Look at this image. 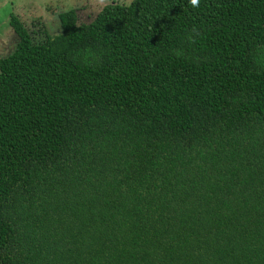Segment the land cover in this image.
I'll list each match as a JSON object with an SVG mask.
<instances>
[{
    "label": "trees",
    "instance_id": "16d2710c",
    "mask_svg": "<svg viewBox=\"0 0 264 264\" xmlns=\"http://www.w3.org/2000/svg\"><path fill=\"white\" fill-rule=\"evenodd\" d=\"M10 17L0 264H264V0Z\"/></svg>",
    "mask_w": 264,
    "mask_h": 264
},
{
    "label": "rangeland",
    "instance_id": "374dc122",
    "mask_svg": "<svg viewBox=\"0 0 264 264\" xmlns=\"http://www.w3.org/2000/svg\"><path fill=\"white\" fill-rule=\"evenodd\" d=\"M112 1L125 4L132 2V0H0V58L13 54L17 45L18 36L9 23L11 16L18 15L28 24L41 18L46 32L53 36L61 32L56 13L73 8L77 11L78 23H88L103 5Z\"/></svg>",
    "mask_w": 264,
    "mask_h": 264
},
{
    "label": "flooded vegetation",
    "instance_id": "af4514ba",
    "mask_svg": "<svg viewBox=\"0 0 264 264\" xmlns=\"http://www.w3.org/2000/svg\"><path fill=\"white\" fill-rule=\"evenodd\" d=\"M73 9V8H72ZM76 11V10H75ZM76 13H77V11H76ZM58 15L59 14H57L56 13V16L58 17ZM16 17H18V15H15ZM19 18V17H18ZM29 18H32V17H29ZM58 19H59V17H58ZM19 20H21V21H23L21 18H19ZM32 20H33V18H32ZM34 21V20H33ZM36 21H38V24H39V22H40V24L42 25V31H41V33H39V34H37V36L34 34V36L36 37V39L38 38H42L43 36H44V32H45V34H48L47 32H46V29H45V26H44V23L42 22V20H41V18L39 19H37ZM23 22H25V24H28V22L27 21H23ZM31 22V21H30ZM16 33V32H15ZM17 34V33H16ZM48 35H50V34H48ZM18 36V35H17ZM50 36H52V35H50ZM54 36V35H53ZM18 42H19V36H18V41H17V43L16 44H18ZM17 46V45H16ZM8 57V56H7ZM5 58V57H4Z\"/></svg>",
    "mask_w": 264,
    "mask_h": 264
},
{
    "label": "clouds",
    "instance_id": "9594fccd",
    "mask_svg": "<svg viewBox=\"0 0 264 264\" xmlns=\"http://www.w3.org/2000/svg\"><path fill=\"white\" fill-rule=\"evenodd\" d=\"M191 3L193 6H196V5H198L199 0H191Z\"/></svg>",
    "mask_w": 264,
    "mask_h": 264
}]
</instances>
